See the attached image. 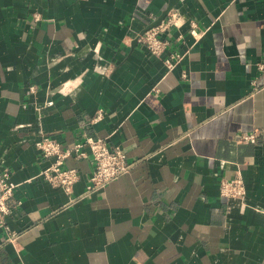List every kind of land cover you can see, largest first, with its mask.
Masks as SVG:
<instances>
[{"label":"crops","instance_id":"0c3cea01","mask_svg":"<svg viewBox=\"0 0 264 264\" xmlns=\"http://www.w3.org/2000/svg\"><path fill=\"white\" fill-rule=\"evenodd\" d=\"M171 4L168 69L137 35ZM43 134L108 137L132 165L87 192L92 158L71 156L68 194L40 176ZM0 169L17 238L0 226V264H264V0H0Z\"/></svg>","mask_w":264,"mask_h":264},{"label":"built area","instance_id":"2783aa9c","mask_svg":"<svg viewBox=\"0 0 264 264\" xmlns=\"http://www.w3.org/2000/svg\"><path fill=\"white\" fill-rule=\"evenodd\" d=\"M39 19V15H35ZM182 26L181 15L171 9L166 17L156 26L150 27L137 35V40L143 43L148 50L158 58H163L167 49L173 46L174 41L163 35L171 32L175 28ZM190 33L196 40L201 37L196 23L191 24ZM182 35H178L176 40H181ZM180 52L174 51L168 57H164V63L168 69H173L182 59ZM185 76V74L183 75ZM34 91L35 87L32 86ZM104 116V110L99 109L92 121H98ZM257 134L249 133L240 135L239 142H255ZM41 156L52 158L48 167L40 172V176L55 187H61L68 194L73 193L74 185L80 178L79 171L66 165V160L71 157L92 158L94 168L87 184V192H93L102 188L108 181L117 177L121 173L129 170L132 163L127 158L125 150L118 145H113L108 137H99L92 135H83L72 145L63 146L59 141L43 134L35 142ZM16 184L11 180L10 171L0 169V226L6 231L5 243L15 244L17 238L15 232H12L6 222V217L13 213L11 201L14 196ZM220 195L228 199L244 200L247 193L244 179L241 175L235 177H220L219 179Z\"/></svg>","mask_w":264,"mask_h":264},{"label":"water","instance_id":"95a60500","mask_svg":"<svg viewBox=\"0 0 264 264\" xmlns=\"http://www.w3.org/2000/svg\"><path fill=\"white\" fill-rule=\"evenodd\" d=\"M172 5L173 4H171L169 7H168V9L154 22V23H152L150 26H148L146 29H148V28H150V27H153V26H156V25H158L159 23H161V21L166 17V15H167V13L172 9ZM145 29V30H146ZM144 30V31H145Z\"/></svg>","mask_w":264,"mask_h":264}]
</instances>
